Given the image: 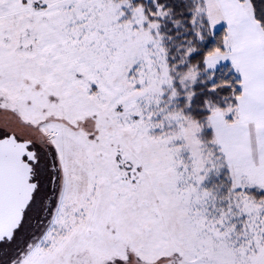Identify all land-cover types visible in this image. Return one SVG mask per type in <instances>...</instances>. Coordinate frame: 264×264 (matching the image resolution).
Here are the masks:
<instances>
[{
	"label": "snow or ice",
	"instance_id": "1",
	"mask_svg": "<svg viewBox=\"0 0 264 264\" xmlns=\"http://www.w3.org/2000/svg\"><path fill=\"white\" fill-rule=\"evenodd\" d=\"M0 264H264V0H0Z\"/></svg>",
	"mask_w": 264,
	"mask_h": 264
}]
</instances>
